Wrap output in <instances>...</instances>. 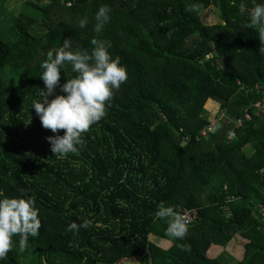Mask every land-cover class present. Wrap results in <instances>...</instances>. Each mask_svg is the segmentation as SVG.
Returning <instances> with one entry per match:
<instances>
[{
	"label": "trees",
	"instance_id": "trees-1",
	"mask_svg": "<svg viewBox=\"0 0 264 264\" xmlns=\"http://www.w3.org/2000/svg\"><path fill=\"white\" fill-rule=\"evenodd\" d=\"M240 2L27 0L17 23L0 25L8 30L0 29V198L23 190L41 220L22 252L12 238L0 264H264V54ZM195 3L198 13L186 10ZM105 4L111 19L97 34ZM212 6L220 22L206 25ZM39 20L42 35L31 32ZM93 37L110 42L128 79L79 151L58 159L46 139L55 133L30 108L46 90L40 65L64 39L90 50ZM61 71V84L76 75L67 63ZM160 201L195 212L183 240L153 222ZM84 220L88 227L68 231ZM236 237L241 261L226 251L208 257Z\"/></svg>",
	"mask_w": 264,
	"mask_h": 264
},
{
	"label": "clouds",
	"instance_id": "clouds-1",
	"mask_svg": "<svg viewBox=\"0 0 264 264\" xmlns=\"http://www.w3.org/2000/svg\"><path fill=\"white\" fill-rule=\"evenodd\" d=\"M232 3L235 6V0H232ZM202 7L201 3H195L186 6V10L198 13ZM238 8L241 13L248 14L247 28L258 31L261 41L259 51L264 54V0L259 3L252 0L250 8H246L244 0H241ZM110 13L109 5L99 7L94 16L95 33L103 31L111 19ZM87 24V15L78 20L81 29ZM90 43V50H73L72 39L66 38L62 46L47 53V58L40 65L43 71L39 77L46 90L39 91L30 108L35 110L42 127L55 133L46 139L58 159H64L79 151L84 142L83 134L106 115L114 90H118L128 79L127 67L121 63L120 57H114L109 50L110 42L93 37ZM66 63L71 65V70L76 75L72 78L65 75L66 82L61 84V69ZM57 89L60 94H57ZM59 130H64L62 135ZM156 220L166 224L165 233L169 237L183 240L189 230L185 215L165 201L157 204L153 222ZM88 226L87 220L79 225L71 222L68 231ZM40 228L41 220L34 197L25 195L21 190L19 197L0 198V261L6 259L14 247V236L20 237L19 250L22 252L29 237L38 236ZM179 247L182 250H190L187 244Z\"/></svg>",
	"mask_w": 264,
	"mask_h": 264
},
{
	"label": "rangeland",
	"instance_id": "rangeland-1",
	"mask_svg": "<svg viewBox=\"0 0 264 264\" xmlns=\"http://www.w3.org/2000/svg\"><path fill=\"white\" fill-rule=\"evenodd\" d=\"M27 0H7L3 6V8L0 11V25L4 24L6 27H10L11 22L15 21L17 23L19 17L22 14L23 4ZM203 22L206 25H215L220 22L219 19V11L217 7L212 6L209 10H206L202 14ZM43 20H39L36 24H34L31 28V32L33 34L42 35L47 30V25L42 22ZM5 30V32H8L4 26H0V29ZM217 110H214L213 115H215V112ZM186 211V210H185ZM154 239V238H153ZM238 241H243L241 237H236L234 240L230 243V250L235 254L236 250L238 249H244L243 246H241ZM168 243L165 241V244ZM239 245V246H238ZM167 247L168 244H167ZM224 250V251H223ZM245 250V249H244ZM225 252V247H221L215 251L213 255H219V253ZM228 253V252H227ZM213 255L208 252V257L213 258ZM140 260H131L126 261L123 264H140Z\"/></svg>",
	"mask_w": 264,
	"mask_h": 264
},
{
	"label": "crops",
	"instance_id": "crops-1",
	"mask_svg": "<svg viewBox=\"0 0 264 264\" xmlns=\"http://www.w3.org/2000/svg\"><path fill=\"white\" fill-rule=\"evenodd\" d=\"M231 243V242H230ZM230 243L227 245V247L225 248V251L226 252H228V254L231 256V257H233L235 260V262H237V261H241L243 258H244V254H245V250L244 249H238V250H236V252H235V254L229 249L230 248ZM165 244V242L163 243V245ZM239 246V245H238ZM217 249H219V248H213V250H212V252H211V254L213 255L214 253H215V251L217 250ZM224 251V250H223ZM219 254H221V253H219ZM217 255H218V253H217ZM217 255L215 256V255H213V257H217ZM229 259V258H228ZM229 263H233L234 261L232 260V259H229V260H227ZM140 262V264H142V262L141 261H139Z\"/></svg>",
	"mask_w": 264,
	"mask_h": 264
},
{
	"label": "built area",
	"instance_id": "built-area-1",
	"mask_svg": "<svg viewBox=\"0 0 264 264\" xmlns=\"http://www.w3.org/2000/svg\"><path fill=\"white\" fill-rule=\"evenodd\" d=\"M261 109H262V108H261ZM259 113H260V112L258 111L257 115H259ZM251 118H252V115H251L248 111H246V112H245V119H246V121L251 120ZM243 124H244V123H243V120H242V119H238V120H237V125H236V127L239 128V127H241ZM183 215H185V217L187 218L188 225L190 224V222L192 221V219L196 217L195 212H191V211H188V210L184 211V212H183Z\"/></svg>",
	"mask_w": 264,
	"mask_h": 264
},
{
	"label": "water",
	"instance_id": "water-1",
	"mask_svg": "<svg viewBox=\"0 0 264 264\" xmlns=\"http://www.w3.org/2000/svg\"><path fill=\"white\" fill-rule=\"evenodd\" d=\"M182 141H183V140H182V137L180 136L179 143H182ZM182 145H183V146L186 145V142H183Z\"/></svg>",
	"mask_w": 264,
	"mask_h": 264
}]
</instances>
